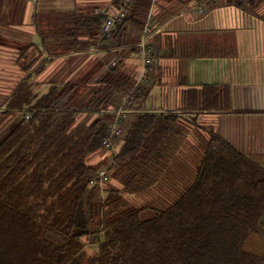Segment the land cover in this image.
<instances>
[{
    "label": "trees",
    "instance_id": "obj_1",
    "mask_svg": "<svg viewBox=\"0 0 264 264\" xmlns=\"http://www.w3.org/2000/svg\"><path fill=\"white\" fill-rule=\"evenodd\" d=\"M191 1L214 3L157 0L151 15L152 0H130L106 37L107 13L120 0L99 12L79 5L35 11L47 62L60 55H101L69 78L50 77L41 90L32 87L34 71H28L32 43L16 45L23 74L0 101V264H263L264 167L210 128L194 169L172 168L188 133L183 115L229 110L228 86L185 90L177 113L144 110L143 85L123 115L118 149L95 163L88 160L108 150L111 108L136 80L125 57L140 50L148 18L150 25L161 22ZM255 1L225 3L252 7ZM106 163L116 183L88 187ZM161 181L168 186L162 208L138 206L125 196ZM85 237L97 244L95 253H86Z\"/></svg>",
    "mask_w": 264,
    "mask_h": 264
},
{
    "label": "crops",
    "instance_id": "obj_2",
    "mask_svg": "<svg viewBox=\"0 0 264 264\" xmlns=\"http://www.w3.org/2000/svg\"><path fill=\"white\" fill-rule=\"evenodd\" d=\"M104 1L101 9L109 4ZM78 3L57 0L55 7L73 9ZM208 3L191 1L161 22H151L148 42L154 51V69L144 85L148 89L142 107L147 111L178 113L185 90L206 84L228 86L229 110L183 115L188 133L174 152L177 162L172 168L194 169L210 128L236 151L264 167V0H256L252 7L247 3L242 7L228 5L225 0ZM51 8L53 5L41 0H3L0 36L5 42H0V101L23 74L16 63L17 44L32 43L26 60L34 63L28 71H34L32 87L40 86L41 90L50 77L69 78L92 57L101 55H60L47 62L33 16L37 10ZM155 12L152 7L150 14ZM125 59L137 76L140 50ZM118 147L116 143L115 151ZM160 185L168 190L163 181Z\"/></svg>",
    "mask_w": 264,
    "mask_h": 264
},
{
    "label": "built area",
    "instance_id": "obj_3",
    "mask_svg": "<svg viewBox=\"0 0 264 264\" xmlns=\"http://www.w3.org/2000/svg\"><path fill=\"white\" fill-rule=\"evenodd\" d=\"M130 0H120V4L117 8L110 7L102 32L104 36H108L112 29L116 27V25L121 21L125 14L126 7L130 4ZM95 12H99L103 9L95 8ZM149 18L144 25L137 45H139L140 49V59L141 66L138 70V74L136 76L135 84L131 91H129L120 101L116 107L111 108L114 118L109 123V136L105 139L104 145L106 149H113L116 139L121 136L123 133L121 122L123 115L126 112H129L134 104V98L136 91H139L143 85H146L149 82V75L154 69V52L152 49V45L148 42V35L152 31ZM110 178V173H108L106 168H98L92 175V177L88 180V187H93L96 185L105 184Z\"/></svg>",
    "mask_w": 264,
    "mask_h": 264
},
{
    "label": "rangeland",
    "instance_id": "obj_4",
    "mask_svg": "<svg viewBox=\"0 0 264 264\" xmlns=\"http://www.w3.org/2000/svg\"><path fill=\"white\" fill-rule=\"evenodd\" d=\"M43 1L45 4H50V5H53L54 9H59L58 7H55L56 3H57V0H41ZM60 1V0H59ZM80 4L79 6L82 7L83 9L85 10H90L93 6H97V7H100V8H103L104 5H105V1L104 0H78ZM111 0H108V3L110 2ZM104 2V3H103ZM158 2L157 0H152V6L155 7L157 6ZM18 16V15H17ZM16 18H19L16 17ZM81 59V58H80ZM78 59H75V63H78ZM78 72V71H77ZM40 87V86H39ZM38 87V88H39ZM44 89V88H43ZM9 92V91H8ZM129 118L128 116L125 117V120L127 121ZM116 143H118V141L115 142V146H116ZM115 146H114V149H115ZM113 151L112 150H101V151H98L96 152L94 155L90 156L89 157V162L91 163H95L103 158H106L108 157L109 153H111ZM108 164L106 163V165H103L104 168L105 166H107ZM116 181L114 178L110 177V180L108 182H106L105 184H102V185H98L100 189H105V188H108L110 187V185L112 184H115ZM100 194L103 195V192L101 191ZM125 196L127 199H129L130 201L134 202L136 205H146L148 206V208H153V207H158V208H162L164 206L167 205L168 201H163L162 199L166 197V192L165 190L162 188V186L159 184V183H156V185H154L153 188H147L145 190H142V191H139L137 193H125ZM152 211V210H151ZM150 209H148L146 212H151ZM93 239H91L90 237H85V251L87 254H93L97 251V244H95L93 241ZM253 240H255V238H253ZM257 241V240H256ZM252 246L247 245L248 248L250 249H254V242H252ZM264 264V262H263Z\"/></svg>",
    "mask_w": 264,
    "mask_h": 264
}]
</instances>
